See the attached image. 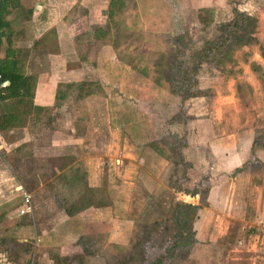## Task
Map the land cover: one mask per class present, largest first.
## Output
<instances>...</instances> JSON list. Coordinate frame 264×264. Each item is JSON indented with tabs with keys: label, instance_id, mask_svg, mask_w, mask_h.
<instances>
[{
	"label": "rangeland",
	"instance_id": "rangeland-1",
	"mask_svg": "<svg viewBox=\"0 0 264 264\" xmlns=\"http://www.w3.org/2000/svg\"><path fill=\"white\" fill-rule=\"evenodd\" d=\"M212 1L219 2L214 5ZM233 7L254 18L247 28L248 39L214 64L203 60L196 79L199 89L208 94L179 101L173 90L180 84L172 87L166 71L179 79L181 70L194 69L205 40L219 33L217 24L233 19ZM211 17L214 23L205 26ZM121 18L112 24L113 46L118 59L138 75L128 77L123 84L110 82L105 91L98 84V91L80 102L70 96L60 108L65 114L59 116V132L57 128L38 132L41 137L34 147L36 156L28 153L24 164L29 167L21 166V171L41 176L53 170L70 177L17 179L32 197V220L39 219V214H44L39 208L51 202H72L75 207L105 205L109 219L104 216L105 225L89 237L96 250L107 253L108 260L88 256L85 263L162 264L179 227L172 218L175 210H167L168 205L173 200L190 201L185 196L196 189L204 206L213 184L208 206L191 222L197 230L194 235L197 233L204 244L214 242L204 247L206 261H196L201 247L196 250L193 242L165 264H264V0H134V6ZM90 72L89 81L95 82L97 68H90ZM92 95L98 99H91ZM101 106L106 113L98 111ZM179 111L184 121L182 130L181 121L174 117ZM70 117L82 118L85 127L70 131L71 125H65L71 124ZM181 134L187 144L182 153L190 166L186 162V175L180 180L182 172L175 164L172 147L179 143ZM151 141L152 149H159L156 155L160 161L149 154ZM53 142L58 145L52 147ZM54 148L58 155L52 153ZM28 150L33 151V147ZM163 152L174 163L164 161ZM236 154H250L257 163L232 172L230 158ZM202 175L207 176L208 183L210 178L211 185L193 186ZM149 199L156 205L147 207ZM13 202L18 206L19 201ZM228 204L233 205L230 211ZM24 245L28 244L15 247L13 241L0 242V249L8 256L10 250L21 251ZM116 246L124 248L130 258H124L123 249ZM36 251L33 244L31 257L12 263L37 264Z\"/></svg>",
	"mask_w": 264,
	"mask_h": 264
},
{
	"label": "crops",
	"instance_id": "crops-1",
	"mask_svg": "<svg viewBox=\"0 0 264 264\" xmlns=\"http://www.w3.org/2000/svg\"><path fill=\"white\" fill-rule=\"evenodd\" d=\"M110 1L10 0L11 6L18 9V11L8 16V21L14 29L12 46L14 49L20 51L22 72L25 76L33 77L35 86L33 91L30 92L31 98L24 96V105H19L16 108V100L3 99L0 101L1 119H4L7 115L9 117L13 113L17 117L11 123L4 124V130L0 131V242L8 243L13 241L15 247L20 246V244L31 246L34 244L37 248V264H57L58 262H63V260V263L70 264L74 257L82 254L80 246L77 245L79 238L85 235H96L97 233L93 231L95 229L98 230L101 224L105 225L104 216H107L109 219L107 213L109 210L105 205L75 207L72 205L74 203L68 202L64 203L65 205L51 202L45 207L39 208L44 214H39V219L34 221L32 220L33 214L19 215L18 211L21 206L20 203H22V197L17 188H22V186L18 183L17 179L35 178V176L39 179H67L70 177L69 174H60V171L53 170L49 175H44L43 172L41 176H29L23 173L24 171H21V166L26 169L29 167L24 164V158L27 157L28 153L34 157L36 156L34 147L37 145V140L41 137L38 132L50 129L55 130V128L59 132L61 118L59 116L65 114L64 111L63 113L60 111V108L66 100H69L70 96H73L71 84L89 81L90 77L87 75V72H90V68H97L98 77L95 82H98L103 89L110 82H114L117 85L118 83L123 84L126 79L128 80L138 75L118 59L117 48L112 44L102 45L93 53L90 48L80 44L81 42L86 44L85 40L77 44V39H75V34L84 33L90 26L103 27L106 25L109 21L107 12ZM218 2L212 1L211 3L216 5ZM5 49L6 45L4 44L2 53H4ZM80 50L83 52H80ZM109 67L116 68V71L113 72V69L110 70ZM127 71L129 74L125 76L124 74ZM101 72L105 76L100 75ZM113 75L116 78H113ZM134 79L138 80L139 78ZM8 85L9 82L5 81L1 86L5 87ZM90 98L98 99V96L92 95ZM28 102L29 105L25 106ZM104 107L101 106L98 111L104 110L103 113H106ZM87 113L85 112V117L89 118L87 116H90V114L88 113L87 115ZM75 120L81 123L75 122ZM75 120L71 119V124L64 121L67 127L71 125L70 131H77L76 127H80V125L83 127L86 124L83 123L84 120L82 118ZM67 127H63V129ZM119 140H122V138ZM78 141L75 142L78 144ZM56 145H58L56 142L51 143L52 147ZM119 145L122 146L123 143L119 141ZM147 146L151 149L149 150V154L155 160L160 161V157L156 155L159 152L158 147L154 151L152 149V141ZM186 146L187 144L183 142L181 156L184 162L187 161L184 159L182 150ZM31 147H33V151L28 150ZM56 149L54 148V152L52 153L58 155L59 150ZM163 156V160L165 161L167 155H164V152ZM249 156L243 155L242 157L238 154L232 156L230 158V163H233L231 171H239V169H242L248 163H257L255 157H251L250 154ZM65 160H69L71 163L75 162L72 157H66ZM166 160L168 162L173 161L171 157L169 160ZM187 163L190 166V163ZM75 176L77 177V175ZM83 177L85 178V175L82 176V179ZM204 178H207V176L204 177L202 175L193 186L200 188L199 184ZM85 179L87 181V177ZM209 181L208 183L207 180V185H211L210 178ZM212 185L207 190L204 206L199 202V192H195L193 195L183 194L186 195V199H190V201H184V203L199 206L196 212L197 219L201 216L203 207L208 206L207 199ZM69 199L72 200L71 197ZM16 200L19 201L18 206L13 202ZM232 208L233 205L228 204V211ZM116 221L110 220V222ZM193 225V232H197L196 229L194 230ZM216 232H219L218 229ZM103 234L107 235L106 232ZM220 236H217V238ZM194 240L196 250L201 247L195 259L204 263L206 261V259H203L204 247H211L214 242H211V245L204 244L199 239L197 233L194 235ZM215 241L217 242L218 240ZM28 245H24V249L21 251H17L16 249L10 250L8 256L0 249V264H13L12 261L16 259L20 260L22 258L26 259L28 256L31 257V246ZM4 256L9 261L5 262ZM88 262L85 264H89Z\"/></svg>",
	"mask_w": 264,
	"mask_h": 264
},
{
	"label": "trees",
	"instance_id": "trees-1",
	"mask_svg": "<svg viewBox=\"0 0 264 264\" xmlns=\"http://www.w3.org/2000/svg\"><path fill=\"white\" fill-rule=\"evenodd\" d=\"M129 1H131V6H134V0H111L109 10L107 12L109 21L106 23V25L103 27L90 26L87 31H84V33L75 34L77 44L85 40L86 44H83L82 42L80 44L90 48L93 53H95L102 45H113L114 34L111 26L116 22V20L122 19L121 15L127 8L131 7L129 6ZM15 11H18V9L11 6L10 0H0V101H2L3 99L16 100L15 104L17 108L19 105H24V96L31 98L30 92H32L34 89L35 81L32 76H25L22 72L23 67L21 66V53L19 50L14 49L12 46L14 29L8 21V16ZM231 12L233 15V19L225 24H217L219 33L205 40L206 42L202 47V55L199 58L196 57V61H194V69L185 68L184 70H181L179 79H174V77L171 76L170 71H166V77H168L172 87L180 84L179 87L173 90L175 97H177L179 101L183 102L187 99L208 94L206 91L205 93L203 92L204 90L199 89L197 83L198 81L196 79V72L203 60L208 64H214L218 59L223 58L229 51V49L244 45L245 40L248 39L250 31L247 30V28L249 23L253 25L254 18L246 15L245 13L239 12L235 7L232 8ZM213 23L214 18L211 17L209 22L205 23V26L207 25V27H209ZM207 34L210 33L208 32ZM4 44L6 45V49L4 53H2V47ZM131 67L133 68V66ZM5 81H8L9 85L2 87L1 85ZM98 84V82L90 81L71 84L73 92L72 95L75 96L80 102V100L84 99L88 95L94 94L96 91H98ZM28 105L29 102L25 106ZM181 113V111L177 112L174 117L179 118L180 120L182 115ZM15 115V113L9 115V117L7 115L4 117V119L2 118L3 120L0 118V131L4 130V124H9L13 119L17 118L15 117ZM180 121L182 130L184 121ZM169 122H171V120ZM182 134L179 143H175V145L172 147V151L176 153L174 157L177 162H175V164H179V166L177 167H180L182 172L180 180L183 178L182 175L185 173L184 171L186 165L188 166L186 162H183V157L181 156L180 151V147L184 142L181 140ZM180 143H182V145ZM205 183L207 184L206 178H204V180L199 185L202 186ZM194 190L195 191H191L188 194L193 195L195 192H198L196 189ZM149 201L151 203H148L147 207H153L156 205L152 204L151 199H149ZM199 202L200 204L204 203L201 199V196ZM168 206L170 207L167 208V210H175L174 217H171L179 224V227L176 228L178 229V233L174 237L175 243L168 245L167 259L172 258L171 256L174 255L179 249L188 247L192 245L193 242L195 243V240H193L194 232H192L193 230H191V222L193 221V218L195 217L197 209L199 207L184 203L181 200H177L176 202L173 200V204L171 205L170 203ZM159 207L164 208V206ZM77 244L81 245L80 248L82 250V254L74 257V262H71L70 264H84V259H86V257L88 256L95 257L97 258V260H108L107 253L105 251L96 250L94 248V240L93 238H90L89 235L80 237ZM115 249H119L120 251L123 249V252L121 253H123L124 258H130V254L125 256L124 248L116 246ZM166 260H164L162 264L167 263Z\"/></svg>",
	"mask_w": 264,
	"mask_h": 264
},
{
	"label": "built area",
	"instance_id": "built-area-1",
	"mask_svg": "<svg viewBox=\"0 0 264 264\" xmlns=\"http://www.w3.org/2000/svg\"><path fill=\"white\" fill-rule=\"evenodd\" d=\"M20 192L22 197V203L20 209L18 211L19 215H29L33 213V206H32V197L29 193L25 192L21 187L17 188ZM264 232V228H263Z\"/></svg>",
	"mask_w": 264,
	"mask_h": 264
}]
</instances>
